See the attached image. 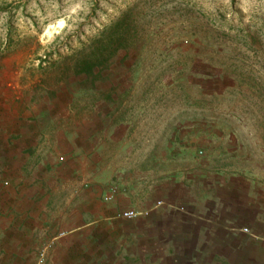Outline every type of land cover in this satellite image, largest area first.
<instances>
[{"label": "rangeland", "instance_id": "374dc122", "mask_svg": "<svg viewBox=\"0 0 264 264\" xmlns=\"http://www.w3.org/2000/svg\"><path fill=\"white\" fill-rule=\"evenodd\" d=\"M141 109L153 121L138 126ZM202 117L219 146L244 149L239 165L253 154L264 164V0H0L2 181H45L42 136L55 129L88 167L93 153L162 154ZM168 204L158 202L148 238L135 222L99 223L0 262L218 264L220 247L199 242L205 222L190 225ZM236 224L249 232V221Z\"/></svg>", "mask_w": 264, "mask_h": 264}, {"label": "crops", "instance_id": "0c3cea01", "mask_svg": "<svg viewBox=\"0 0 264 264\" xmlns=\"http://www.w3.org/2000/svg\"><path fill=\"white\" fill-rule=\"evenodd\" d=\"M152 116H144L141 109L134 124L152 122ZM190 127L185 129L184 143L171 141L162 154L152 148L118 150L105 158L93 153L92 160H85L88 167L77 166L72 159L70 153L76 148L73 136L64 144L61 129H55L54 135H43L45 157L40 166L44 167L45 181L19 183L0 178V254L28 253L48 240L68 244L84 230L89 234L99 223L118 222L122 226L124 221L135 222L142 228V238H148L158 202L167 201L175 208L173 212L180 210L182 218L189 219L190 225L205 222V229L198 231L204 241L199 242L213 246L217 253L220 247L222 258L215 263L264 264L262 160L253 154L247 157L246 165H239L237 159L244 149L230 145V140L219 146L216 140L220 135L216 129L215 134L210 133L205 117L193 119ZM63 157L65 164L60 161ZM120 209H132L138 215L124 220ZM243 220L251 224L247 233L236 224ZM218 227L224 232L221 241ZM180 233L193 236L190 230Z\"/></svg>", "mask_w": 264, "mask_h": 264}, {"label": "built area", "instance_id": "2783aa9c", "mask_svg": "<svg viewBox=\"0 0 264 264\" xmlns=\"http://www.w3.org/2000/svg\"><path fill=\"white\" fill-rule=\"evenodd\" d=\"M111 197H107L106 199L109 200ZM138 215L137 212H135L134 210H128V211H124L122 213L123 218H127V219H132L134 217H136Z\"/></svg>", "mask_w": 264, "mask_h": 264}, {"label": "bare ground", "instance_id": "6f19581e", "mask_svg": "<svg viewBox=\"0 0 264 264\" xmlns=\"http://www.w3.org/2000/svg\"><path fill=\"white\" fill-rule=\"evenodd\" d=\"M62 25V23H60Z\"/></svg>", "mask_w": 264, "mask_h": 264}]
</instances>
